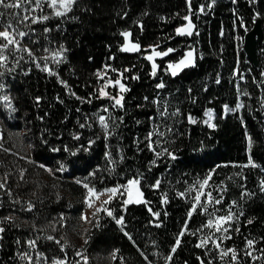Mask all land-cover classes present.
Instances as JSON below:
<instances>
[{"label": "trees", "instance_id": "obj_1", "mask_svg": "<svg viewBox=\"0 0 264 264\" xmlns=\"http://www.w3.org/2000/svg\"><path fill=\"white\" fill-rule=\"evenodd\" d=\"M88 2L91 4L92 13L77 12L76 14L80 15L81 19L67 22L66 31L63 34L67 46L71 49L68 56L71 66L75 68V75H70L67 71L69 65L61 66V75L82 96L92 91V85L95 84L96 80L93 73L97 68L103 67L106 57L109 55L107 45L111 44L112 51L115 52L117 42H122L123 38L119 35L120 30L131 28L132 39H139L142 46H147L157 42L158 38L165 34L174 35L175 27L185 23L181 19L186 14L185 0H88ZM206 2L207 0H193V9L195 10L200 3ZM233 9L236 10L235 14ZM253 9L262 13L259 19L264 29V0H257L255 4H249L248 0H237L236 3H232V0H217L211 12L201 15L199 19L196 16L192 17L199 30V36L176 37L174 40L161 43V48L172 46L178 49V51L171 53L168 59L157 61L161 67L169 59H178L188 44L205 54L204 59H197V67L184 69L175 78L164 75L163 72H160L159 75L163 76L168 84L165 94L169 90L173 93L174 105L180 106L185 114L191 111L198 119L202 117L205 107H213L217 113L216 123L219 125L218 129L209 130L199 123L196 125L185 123V127L191 132V138L189 141L188 137H185L183 143L179 144L183 151L180 153V159L173 163L170 173L165 171L163 164L153 168L152 172H147V161L151 158V153L144 152L133 157L134 149L130 146L136 135L142 136L144 134L143 129L145 128L143 124L140 126L134 124V117L141 120L145 119L142 114L144 110L136 109L134 106L140 102L143 95L151 96L153 94L156 83L147 75L150 70L149 62L139 58L138 54L135 53H121L116 61H108L116 67L135 64L136 68L133 71H139L141 79L139 81L131 79L124 81L131 87V91L125 97L130 109L129 115L126 116L127 127L122 129L125 137L122 143L126 146L125 151L129 159L118 166L116 173L111 175L101 173L104 176L103 181L93 180V183L97 189H102L105 186H112L116 182L123 183L128 176L133 175L137 170L145 172L148 179L142 182L145 185L143 190L146 198L153 202L151 205L153 210L161 212L160 219L164 221L163 226L157 228L149 224V220L153 217L143 204L129 205L124 215L127 230L132 234L140 249L144 250L155 264H163L161 259H164V256L170 251L188 207L183 200L175 197L174 189L183 190L186 187L183 180L187 179L191 182L196 176L203 177L208 169L216 164H224L229 161H235L239 164L247 162L244 126L232 114H229L226 119L219 118L223 104L227 103L234 107L236 102V80L233 79L232 72L237 63L240 74L245 77V80L239 81L241 89H247L252 93L251 100L246 96H241L240 99L245 102V108L241 110V113L245 117L249 132L253 134L256 140L252 149L253 159L257 164L264 165V110H260L258 103L261 88L257 87L252 79L255 77L257 82L264 80V76L260 75L261 72H264V37L257 48L259 69H256L249 62L243 51V43L237 48V42L234 39L237 34L243 38L246 34L243 28L238 26V16L244 18L248 31L253 27L251 19ZM124 11L128 12V16L122 19L117 13L122 15ZM145 11L148 12V15H142ZM176 13H180V15L176 16ZM161 17L167 19L162 20ZM138 19L142 20L144 24L142 33L138 26L133 23ZM234 22L236 23L234 24ZM50 23H56V21ZM221 30L224 32L223 36L220 35ZM56 35L59 36V34ZM221 46H223L222 53L220 52ZM89 56L94 57L91 62L88 61ZM221 56L224 61L223 64L219 62ZM217 72L221 75V84L219 85L214 82ZM205 83L208 85L207 92L202 90V85ZM86 84L88 86H85ZM188 87H192L194 90L192 95L198 97L196 104H191L186 100ZM176 89H179V92ZM11 91L14 96L19 97L16 104L20 109L15 114L17 118L14 119L12 127L15 130L25 131L24 144H26V149L21 151L10 137L6 140L3 139L4 149H11V152L0 149V175L5 172L12 173L9 185L13 188L14 193H18L25 201L32 199L36 204V209L33 212L19 213L21 219L31 220L35 218L38 224H46L47 221L58 218L61 213L64 214L66 220L64 227L57 225V231L51 234L57 238L63 236L68 241L66 250L69 258L71 255L69 215L73 212L72 200L82 201L85 194V189L74 181L75 178L83 179L97 164L104 165L102 146L98 143L91 153H81L78 157H69L67 153L63 152L52 153L47 146L40 144L39 133L41 128L47 127L53 131L60 130L63 125L59 122L68 113V108H72L73 111L68 113L70 117L68 128H71V123H74L75 116L78 115L74 108L79 106V102L73 98H66L68 107L60 104L50 107V102L54 104L53 98L57 93L64 95L62 86L55 82V78L45 79L44 73L34 70L29 77L17 76L12 80ZM35 95L46 97L40 109L32 106L31 97ZM101 103H106V101H94V104ZM82 107L88 110L92 106L83 105ZM44 111H50L51 115L41 124L35 117L37 112L43 115ZM210 131L211 137L209 138ZM4 135L5 132H3V137ZM65 137L67 138V131H65ZM49 139L51 143H59L54 137ZM200 140H204L207 147L202 152L194 153L191 149L193 146H198ZM30 145H35V147ZM113 151L115 152V149ZM25 156L30 157L34 162H43L53 168L57 167V161L63 160L68 165V170L63 173L57 172L53 176L39 168L37 163H29L22 159ZM20 168L27 170L23 182H19L18 179ZM239 171H241L239 167H221L217 169V175L213 177L216 183L224 180L228 184V192L222 205L224 209L232 199H238L240 192L238 185L244 182L240 177H234L231 181L225 178L233 176ZM161 173H163L161 177L162 189L168 190L172 198L171 203L166 206L169 213L167 218L163 215L164 206L159 203V195L154 194L151 189L146 187L148 182L153 181L154 177L161 176ZM184 173L188 175L185 176ZM243 175L247 177V187L256 191L259 178L264 177V172H261L259 168L249 167L243 169ZM177 180H180L181 183L177 184ZM169 181H171V185ZM18 183L19 187H17ZM33 192H35V196L32 195ZM5 199L7 198L5 197ZM110 207H115L117 214L121 213L116 202H113ZM81 209L79 207L76 211L78 216L82 211ZM243 210L245 214L240 217V233L233 232L232 238L225 241L224 245L227 247L235 245L240 250L243 264H264V260L253 262L250 257L243 255L245 237L257 241L255 248H264V240H261V237H264V196L258 194L244 205ZM9 211L11 209L6 203L5 207L0 209V215L7 214ZM100 217V226L88 230L90 238L87 244H83V249H86L85 254L91 259L95 257L105 258L118 248L120 252L117 256H123L126 264H146L137 248L123 235L115 222L104 213ZM250 217L254 218L253 223L247 224L246 220ZM203 220L205 217L194 215L190 227H198ZM30 235H34V233L28 224L21 228L9 229L5 233L4 240L0 241L3 244V247L0 248V264H20L16 258L17 245L15 239L20 237L23 241ZM83 237L85 238V234ZM151 240L157 242L156 247L152 246ZM63 242L62 240L61 243ZM195 242L196 237L186 235L181 246L177 249L172 264H184L185 260L188 261V264H199L196 256L202 255V250L194 247ZM38 243L40 249L45 251L47 255L63 256L59 246L54 241L41 239ZM155 252H159L160 255H154ZM253 254L257 255L258 253L254 252ZM155 256L159 259L155 260ZM91 264L98 263L93 261ZM113 264H121V262L117 258ZM215 264H220V261H215Z\"/></svg>", "mask_w": 264, "mask_h": 264}, {"label": "snow or ice", "instance_id": "obj_2", "mask_svg": "<svg viewBox=\"0 0 264 264\" xmlns=\"http://www.w3.org/2000/svg\"><path fill=\"white\" fill-rule=\"evenodd\" d=\"M237 0H232L236 3ZM257 0H248L249 4H255ZM217 0H207L206 3H200L198 7L193 9V0H185L186 14L181 19L187 23L180 24L175 27L174 35L165 34L158 38L157 42L142 46L139 39H132L133 33L131 28H125L119 31V35L123 38L122 42H117L116 51H112V45H107L109 55L102 68H97L93 76H95V84L92 85V91L86 95H79L73 85L69 83L61 75L62 65H69L67 71L70 75H75V68L71 66L69 61V52L71 49L67 46V41L63 38L66 31L65 25L69 21H79L81 16L76 14L92 13L91 4L88 0H0V107H2L8 119H16L15 114L20 111L16 104L19 98L14 96L11 91V81L17 76L29 77L36 70L45 74V79L55 78V82L62 86L64 95L57 93L53 98L54 104L50 102V107L55 104L65 105L66 98H73L79 102V106L74 108L75 116L74 123H71V128H68L70 117L68 113L73 111L68 108L62 120L59 122L63 125L58 131L50 130L47 127L40 129L39 141L43 146H47L52 153H67L69 157H78L81 153H91L94 151V146L98 143L102 146V155L104 165L99 164L89 171L83 179L75 178V183L81 185L86 190L84 194V204L86 205L85 212L80 214V220L86 222L93 227L100 226V213L106 214L119 227L125 237L137 248L140 256L146 264H155L149 259L148 254L140 249L139 245L133 239L132 234L127 230V222L124 213L127 212L128 206L131 204H143L147 208L153 219L149 220V224L154 227H162L164 221L160 219L161 212L153 210L152 201L146 198L143 181H147L148 177L145 172L137 170L133 175L128 176L126 180L116 182L112 186H105L102 189H97L93 180L103 181L104 176L101 173L109 175L116 173L119 165L123 164L129 157L126 155V146L122 143L124 135L123 128L127 127L126 116L129 115V107L126 103V94L131 91L129 84L125 83L129 79L139 81L141 79L139 71H133L136 65L116 67L108 61H116L119 54H138L139 58L149 62L150 70L147 75L155 80L153 94L143 95L140 102L135 104L136 109H141L145 119L133 118L134 124L137 126L145 125L143 135H136L131 142L133 147V157L140 153H151V158L147 161V172H152L153 168L159 167L161 164L165 166V171L169 173L172 170L174 162L180 159V153L183 149L179 146L183 143L184 138H191V132L187 125L201 124L209 130H216L219 125L216 123L217 113L213 107H205L202 117H195L191 111L185 114L180 106L173 104V93L168 89V84L164 77L159 75L163 72L164 75L172 78L177 77L184 69L197 67V59H204V53L198 51L196 47L188 44L178 59H169L165 65L161 67L157 63V58L163 60L169 54L178 51L177 48L168 46L161 48V43L174 40L176 37L190 38L193 35L199 36L197 25L193 22L192 17L197 19L201 15H206L211 12L216 5ZM236 13V10H232ZM122 19L128 16V12L124 11L122 15L117 13ZM142 15H148L145 11ZM179 16L180 13H176ZM262 15L261 12L253 9L252 23L255 24L257 19ZM166 20V17H161ZM56 21V23H50ZM238 26L243 28L244 32H248L246 21L242 16L237 17ZM138 26L142 33L144 24L142 20L133 22ZM236 22H234L235 24ZM56 34H59L56 35ZM220 35L224 32L221 30ZM236 47L239 48L243 43V36L237 34L234 37ZM77 43L79 41L77 40ZM198 43V42H197ZM220 52H223L221 46ZM94 57L89 56L88 61L91 62ZM223 64L222 56L219 61ZM110 73H115V78ZM130 74V75H128ZM264 76V72H261ZM233 79L236 80V102L234 107L225 103L222 106V112L219 115L220 119L228 118L229 114L235 116L236 119L244 126V137L246 141L245 151L248 154L247 162L239 164L235 161H229L224 164H216L209 168L203 177L196 176L191 182L187 179L183 180L186 187L183 190L174 189L175 197L183 200L188 207L185 211V218L180 226V230L176 234L174 243L170 247V251L164 256L165 264H172L177 249L181 246L182 240L186 235L196 237L194 247L202 250V255H197L196 259L199 264H215L219 260L220 264H243L240 257V250L235 245L227 247L224 242L232 238L233 232L240 233V217L244 216V205L256 197L258 194L264 196V177L259 178L257 190H251L247 187V177L243 175L245 168H259L264 172V165H259L253 159L252 149L256 140L253 134L249 132L245 117L241 110L245 108V102L240 99L241 96L252 98V93L247 89H241L239 81L245 80V77L239 72V65L233 69ZM253 83L261 88V94L258 98L260 110H264V80L257 82L253 77ZM215 84H221V75L219 72L214 77ZM90 83V82H89ZM85 86H88L87 84ZM111 88V90H109ZM204 92L208 91L207 83L202 85ZM179 92V89H176ZM186 100L191 104H196L198 97L192 95L193 88H187ZM46 100L43 95H35L31 97L32 106L36 109L42 107V102ZM94 101H106V103L94 104ZM211 103V100H209ZM92 106L85 110L82 106ZM250 108V106H249ZM51 115L50 111H44L43 115L37 112L35 119L41 124L46 121V118ZM67 131V138L65 137ZM50 137H54L59 143H51ZM211 131L209 132V138ZM3 132L0 131V149L6 152H11V149H4ZM115 141V143H113ZM35 147V145H30ZM207 147L204 140H200L198 146H193L192 151L202 152ZM115 149V152L113 151ZM19 155L18 153H13ZM29 163H37L38 167L55 176L57 172L63 173L68 170V165L63 161H57V167L53 168L43 162H34L30 157H22ZM239 167L241 171L236 172L233 176H228L226 180H233L234 177H240L244 182L239 183L240 188L238 199H232L222 212L225 195L228 192V184L221 180L216 183L213 177L217 175V169L221 167ZM25 168L19 169V182L24 181ZM99 174V175H98ZM12 173L5 172L0 175V209L5 207L7 203L11 211L7 214L0 215V241L4 240L5 233L11 228H21L25 224L30 225L34 235L28 236L25 240L20 237L15 239L17 245L16 258L20 264H89V256L86 255V249L75 251V256L79 259L69 261L67 246L68 241L61 236L57 238L51 233L57 231V225L64 227L66 220L63 213L58 218L47 221L46 224H38L36 219L31 220L21 219L19 213H31L36 209V204L32 199L25 201L18 193H14L13 188L9 185V179ZM183 175L187 176V173ZM161 176L154 177L153 181L148 182L146 187L151 189L154 194L159 195V203L164 206L163 215L165 218L169 215L167 205L171 203V197L168 190L162 189ZM177 184L181 181L177 180ZM171 185V181H169ZM19 183L17 187H19ZM216 193L214 195L213 193ZM35 196V192L32 193ZM5 197L7 199H5ZM106 197L105 199H100ZM59 199V196L57 197ZM116 202L121 209V213H116L115 207L110 205ZM87 209H92L91 219L87 215ZM194 215L205 217L198 227H190V222ZM254 218H248L247 224H252ZM235 225V226H234ZM85 239L87 244L89 240L88 229H84ZM54 241L59 246V250L63 256L53 255L51 258L42 251L39 246V241ZM64 241L61 243V241ZM264 240V237H261ZM150 243L156 247L157 242L151 240ZM257 241L245 237V245L243 255L250 257L253 262L264 260V248H255ZM3 244L0 243V248ZM120 249H114L111 253V258L120 260L121 264H126L123 256H117ZM258 253L254 255L253 253ZM159 256V252L153 253ZM184 264H188L185 260Z\"/></svg>", "mask_w": 264, "mask_h": 264}, {"label": "rangeland", "instance_id": "obj_3", "mask_svg": "<svg viewBox=\"0 0 264 264\" xmlns=\"http://www.w3.org/2000/svg\"><path fill=\"white\" fill-rule=\"evenodd\" d=\"M185 23H187L185 21ZM254 25V24H253ZM170 55V54H169ZM169 57V56H168ZM168 57L163 58V60L168 59ZM161 60L160 58H157V61ZM113 78H115V73H110ZM111 90V88L109 89ZM14 123V119H8L7 118V114L5 112V110L0 107V131L5 132L4 135V140H6L7 138H11L12 140H14L15 144L17 145V147L23 151L26 149V144H24V134L25 131H21V130H15L13 129L14 127H12ZM86 192V190H85ZM214 195H216V193H213ZM106 197H101L100 199H105ZM131 205H136V204H131ZM72 207H73V212L69 215V222H70V235H69V240H70V249H71V255L69 257V261H73L76 259H79V257L75 256V251L77 250H81L83 249V244H84V229L87 228L88 230L92 229L93 226L87 224L86 222L80 220V215H77V210L79 207H81L82 212H85L86 209V205L84 204V198L82 201H78L76 199L72 200ZM218 207H222V206H218ZM223 209L222 208V212L219 214H223ZM91 212L92 209H87V215L89 217V219H91ZM80 213V214H81ZM102 213H100L99 215H101ZM49 258H51L52 256L48 255ZM156 257V256H155ZM159 259L158 257H156L155 260ZM96 261L98 264H113L114 260L111 258V254L107 255V257H95V258H89V264H91V262ZM161 261L163 262V264H165L164 259H161Z\"/></svg>", "mask_w": 264, "mask_h": 264}, {"label": "water", "instance_id": "obj_4", "mask_svg": "<svg viewBox=\"0 0 264 264\" xmlns=\"http://www.w3.org/2000/svg\"><path fill=\"white\" fill-rule=\"evenodd\" d=\"M264 37V29L262 27L261 20L258 18L256 23L253 25L244 37L243 51L252 65L259 69V59L257 48L262 42Z\"/></svg>", "mask_w": 264, "mask_h": 264}]
</instances>
